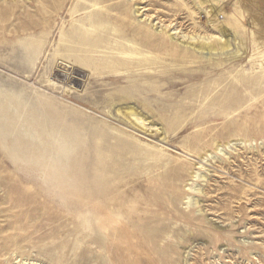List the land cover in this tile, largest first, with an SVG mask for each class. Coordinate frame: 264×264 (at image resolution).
I'll list each match as a JSON object with an SVG mask.
<instances>
[{
  "label": "rangeland",
  "instance_id": "rangeland-1",
  "mask_svg": "<svg viewBox=\"0 0 264 264\" xmlns=\"http://www.w3.org/2000/svg\"><path fill=\"white\" fill-rule=\"evenodd\" d=\"M206 1L203 12L195 0H111L96 8L85 0H48L45 7L41 0H0V12L5 6L18 12L8 22L0 15L1 33L12 36L6 29L21 22L44 26L40 32L46 45L30 78L36 87L56 55L61 32L83 27L95 33L90 24L100 10L107 27L105 39L113 43V50L65 44L73 51L58 53L61 57L96 60L105 67L115 52L130 48L126 38L155 57L154 64L136 72L129 68V75L119 80L95 77L97 67H93L85 100L77 95L69 99L81 105L75 107L78 113L107 124L101 131L103 140L111 134V123L120 130L111 145L93 137L83 167L78 151L70 159L52 155L42 160L20 154L11 145L4 148L0 142V264H264V55L252 41L246 42L245 52L235 54L242 43L233 39L229 50L212 55L182 43L186 42L183 33L211 37L218 35L216 27L228 25L222 12L212 14L215 0ZM244 3L249 12L264 15V0ZM222 5L231 13L239 7L238 0H225ZM153 25L171 26L179 34L172 40L168 30L158 33ZM24 34L5 42L17 44ZM13 63L0 67V73L26 79L16 65L20 63ZM136 83L142 87L139 93L133 87ZM151 85H159L160 92L151 91ZM120 88L132 89L135 94L129 101L146 109L149 121L169 135L162 159L166 167L160 173L178 179L173 196L161 204L160 185L150 176L144 185L151 192L144 197L141 188H135L132 201L122 206L137 205L142 211L104 225L103 217L89 206L90 183L84 181L92 170L91 158L101 161L102 174L110 178L112 187L119 179L140 183L141 169L136 165L126 173L125 160L135 151H141L138 157H142L144 143L160 144L162 138V132L148 123L141 130L107 114L113 101V111L126 105L120 102ZM231 140L246 144L227 148ZM218 144L228 155L206 163L207 178L197 182L203 193L189 191L190 169L201 155L214 153ZM52 162H59L60 172H69L73 180L83 181L62 196L54 195L43 185L52 177ZM95 182L104 184L103 179ZM190 196L199 203L188 206Z\"/></svg>",
  "mask_w": 264,
  "mask_h": 264
},
{
  "label": "bare ground",
  "instance_id": "bare-ground-1",
  "mask_svg": "<svg viewBox=\"0 0 264 264\" xmlns=\"http://www.w3.org/2000/svg\"><path fill=\"white\" fill-rule=\"evenodd\" d=\"M85 1L91 4L89 5L90 8H96L111 0ZM195 1L199 5V8L203 12H206L203 7L207 1ZM224 1L215 0L211 6V11L213 15L217 16L222 12L227 17L224 21H227L228 25L216 27L218 35L216 34L211 37L183 33V39L186 42L182 43L212 55L229 50L232 47L233 39L235 43L238 40L242 43V47H237L235 54H239L241 51L245 52L246 42L252 41L258 45L264 55V15L256 11L249 12L248 7H244V0H238V13H231L224 9L225 6L222 5ZM47 2L48 0H41L40 3L45 7L47 6ZM136 12L139 13V9ZM17 13V10L10 8V6H5L2 8L0 15L5 19V22H8ZM18 19L20 21L21 18L19 17ZM104 19L103 11L101 10L93 15L90 26L95 28V33H90L84 30L83 27L72 28L69 31L63 30L61 32L59 45L55 50L56 55L45 66V71L40 79L41 86L39 87H36L35 83H30V78L33 77L36 61L46 45V36L40 32L44 26H41L42 24L39 22H33L32 24L21 22L19 27L13 26V30L6 29L8 33L13 34L12 36L0 31V67H12L14 60H17L20 64L16 65L20 66V70L26 78L18 80L9 74L0 73V142L4 148H8L11 145L20 154L25 156L29 154L36 159L42 160L52 155L70 159V156L78 151L80 153L78 155L79 161L83 167L84 160L90 150L88 143L93 137L96 140L104 141V143L111 145L112 140L116 138L115 135L119 134L120 130L111 123V126H109L111 134L103 140L101 131L107 124L89 115L83 116L82 113H78L75 107H81V105H77L69 99L77 95L78 98L83 101L85 100V92L90 85L93 67H97L95 77L109 76V78L119 80L129 75V68H133L136 72V70L145 65L150 66L154 64L152 62L155 60V57L150 53L144 52L137 41L127 38L126 41L130 48L127 51L115 52V57L105 67L99 66V62L96 60L80 59L73 55H67V58H63L58 54L66 50L73 51L65 49V44H82L113 50V43H107L105 39L107 27ZM170 27L165 26V28L162 27L160 29L157 25H153V28L158 33L168 30V37L175 40L179 33L177 29ZM228 27L233 32L236 31V33L229 32ZM22 32L23 34L25 33V38L21 39L17 44L5 42L7 40L11 41L17 33ZM35 34H37L36 38L33 39ZM150 69V67H147L146 71H152ZM133 87L137 93L142 88L139 86V83H136ZM151 87V91L160 92L159 85L156 87L151 85ZM118 92H120L118 94L121 99L120 102H125L126 105L124 107L123 105H119L116 107V111H113L112 107L116 105V102L113 101L108 107L107 114L117 119H122L125 122L127 121L141 130L147 127L148 123L152 129L156 128V132H162L160 134L162 138L158 141L160 144L152 145L144 143L142 153H146L142 157H138L141 151H135L131 159L125 160L129 165V170L126 173L134 169L136 165L141 169L140 183H127L124 179H119V183L112 187L110 178L102 174L103 169L99 165L101 161L91 158L92 162L89 168L92 170L88 171L86 180L84 179V181L90 183L91 195L89 206L103 217L104 225H108L111 221L120 220L124 215H133L135 211H142V208L137 205L127 209L122 208V206L125 202L130 203L132 201L131 191L135 190V188L140 187L144 197L151 192L152 189L144 185L145 181L151 178L150 176L153 175V179L158 180V185H160L161 204L164 203V200L167 201L173 196L172 193L178 179L170 173H160L166 167L163 165L162 159L164 158L163 153H166L165 147H169V135L164 132L162 127H158L156 123L149 121L150 117L147 111H145L146 109H142L136 103L129 101L131 98H134L133 95L135 93L132 95V89L120 88ZM59 98L66 101L68 105H63ZM238 142L243 145L246 144L242 140H231L226 146L232 149ZM156 151L160 153H156ZM224 154L228 155V150L223 145L218 144L214 153L207 151L201 155L196 165L190 169L192 170L190 171L192 183L187 184L186 188L188 187V190L191 192L203 193L204 191L199 187L197 182L202 179L206 180L207 178L206 163L210 162L211 159L218 160ZM119 156L123 157L120 154ZM50 164L52 165V177L49 181H45L43 185L48 187L54 195L62 196L67 188L83 181V178L81 180H73L74 178H71L69 172H60L61 167L59 162H52ZM182 168L187 170V163H183ZM158 177H162V179L159 180ZM101 179L104 180V184L95 182V180ZM130 186L132 187L129 188ZM100 195H102V198H99ZM198 203L196 197H188V206H195ZM99 224L100 221L96 220V225Z\"/></svg>",
  "mask_w": 264,
  "mask_h": 264
}]
</instances>
